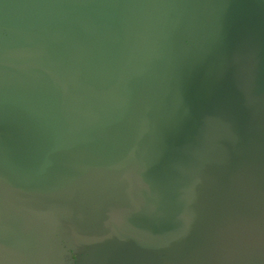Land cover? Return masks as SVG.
Masks as SVG:
<instances>
[{
    "label": "water",
    "instance_id": "obj_1",
    "mask_svg": "<svg viewBox=\"0 0 264 264\" xmlns=\"http://www.w3.org/2000/svg\"><path fill=\"white\" fill-rule=\"evenodd\" d=\"M264 264V0H0V264Z\"/></svg>",
    "mask_w": 264,
    "mask_h": 264
},
{
    "label": "flooded vegetation",
    "instance_id": "obj_2",
    "mask_svg": "<svg viewBox=\"0 0 264 264\" xmlns=\"http://www.w3.org/2000/svg\"><path fill=\"white\" fill-rule=\"evenodd\" d=\"M76 257V254L72 251H68V253L65 255V262L68 264H74V259Z\"/></svg>",
    "mask_w": 264,
    "mask_h": 264
}]
</instances>
